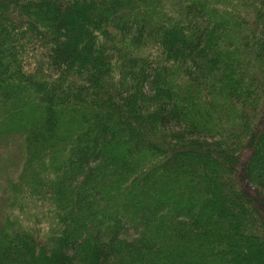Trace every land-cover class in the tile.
<instances>
[{
	"label": "trees",
	"instance_id": "1",
	"mask_svg": "<svg viewBox=\"0 0 264 264\" xmlns=\"http://www.w3.org/2000/svg\"><path fill=\"white\" fill-rule=\"evenodd\" d=\"M0 264H264V0H0Z\"/></svg>",
	"mask_w": 264,
	"mask_h": 264
}]
</instances>
